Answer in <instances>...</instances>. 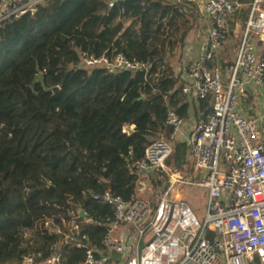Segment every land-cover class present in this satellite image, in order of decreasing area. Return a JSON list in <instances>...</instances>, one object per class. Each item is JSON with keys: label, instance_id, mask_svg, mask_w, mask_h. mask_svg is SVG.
Here are the masks:
<instances>
[{"label": "trees", "instance_id": "16d2710c", "mask_svg": "<svg viewBox=\"0 0 264 264\" xmlns=\"http://www.w3.org/2000/svg\"><path fill=\"white\" fill-rule=\"evenodd\" d=\"M231 1L242 7L228 18V37L238 35L253 0ZM34 9L0 26V264L59 252L65 264H83L85 250L57 232L67 228L61 219L74 212L82 233L100 244L114 211L94 194L137 197L133 162L153 140L172 144L169 168L193 171L188 145L171 138L166 116L174 109L188 117L173 59L198 16L167 0H43ZM118 52L150 68L111 73L78 65L83 54ZM232 62L227 55L223 65ZM211 110L210 97L198 101L197 113ZM164 182L167 173L152 177L155 187Z\"/></svg>", "mask_w": 264, "mask_h": 264}, {"label": "built area", "instance_id": "2783aa9c", "mask_svg": "<svg viewBox=\"0 0 264 264\" xmlns=\"http://www.w3.org/2000/svg\"><path fill=\"white\" fill-rule=\"evenodd\" d=\"M42 1L2 0L0 26L35 10ZM167 1L188 4L207 25L202 52L188 64L182 86L184 95L196 101L210 97L212 103L211 112L199 118L186 139L197 177L190 179L169 169L166 161L172 144L163 138L153 140L144 156L133 162L139 175L137 197L124 199L109 189L94 194L96 201L109 204L114 211L100 244L82 233L74 212L71 221L61 219L67 228L59 227L57 232L64 235L65 244L85 250L83 264H264V102L258 115L246 116L240 110L241 99L251 87L264 90L260 46L264 43V0H253L247 6L235 58L225 67L227 21L242 5L231 0ZM78 65L111 73L150 68L123 52L83 54ZM166 124L176 139L183 118L169 109ZM160 173L170 174L169 185L152 205L139 193L149 187L148 179ZM179 183L205 190L203 222L185 199L171 195ZM36 258L27 254L21 264H65L61 252L45 260Z\"/></svg>", "mask_w": 264, "mask_h": 264}, {"label": "crops", "instance_id": "0c3cea01", "mask_svg": "<svg viewBox=\"0 0 264 264\" xmlns=\"http://www.w3.org/2000/svg\"><path fill=\"white\" fill-rule=\"evenodd\" d=\"M206 38H207V25L198 18L197 28L190 32V34L187 36L184 42L183 47L179 49L178 60L173 61L175 74L176 76L180 77L183 84L187 77V66L192 60H194L196 57L200 55L204 47V44L206 42ZM237 40L238 42L234 44V43H230V37L228 38L223 49L224 59L225 56L229 55L234 60L237 46L239 43V38ZM262 45L263 44H260L261 50H262ZM228 46H231V50L229 51L227 49ZM186 101L188 103V109H187L188 117L183 119V125L181 131L177 136L178 139L180 138L181 141H185V142L188 135L193 131L199 118L203 116L202 114L197 113L198 101H196L195 99L189 96H186ZM263 102H264V90H259L255 87H251L247 92V94L241 99L240 110L246 116L258 115L261 111Z\"/></svg>", "mask_w": 264, "mask_h": 264}, {"label": "rangeland", "instance_id": "374dc122", "mask_svg": "<svg viewBox=\"0 0 264 264\" xmlns=\"http://www.w3.org/2000/svg\"><path fill=\"white\" fill-rule=\"evenodd\" d=\"M242 26H243V21L239 20L237 23V26H236V31H235L238 35L231 36L230 37V43L236 44L238 42L237 39L240 37V32H241ZM178 51H179L178 49L175 50V54H174L175 57H174L173 61L178 60ZM178 140L181 141L180 138ZM169 169H171V168H169ZM171 170H173L174 172L176 171L174 169H171ZM176 172H178L182 176L186 175L190 179H195L197 177L196 176L195 178H193V176H194L193 171L189 174H187L184 171H176ZM167 175H168V184H167V182L166 183L164 182L162 184V186L155 187L152 184V178L148 179L149 187L145 191H143L142 193H139V195L142 198L150 200L152 205H156L157 200H158L157 196L162 195L165 192V190L168 188L170 174H167ZM171 195L176 196V197L179 196V197L185 199L190 204V206L192 207L197 218L201 222H203V220L205 219L206 210H207V196H206L205 190L203 188L197 187L194 185L180 184L179 183L174 187Z\"/></svg>", "mask_w": 264, "mask_h": 264}, {"label": "water", "instance_id": "95a60500", "mask_svg": "<svg viewBox=\"0 0 264 264\" xmlns=\"http://www.w3.org/2000/svg\"><path fill=\"white\" fill-rule=\"evenodd\" d=\"M34 11H35V10H34ZM260 44H261V43H260ZM57 90H59V87H58V86L52 88V91H53V92H55V91H57ZM130 128H131V127H128V130H130ZM77 212H78V214L80 215L81 218H86V217H87V212H86L83 208L79 207V208L77 209Z\"/></svg>", "mask_w": 264, "mask_h": 264}]
</instances>
